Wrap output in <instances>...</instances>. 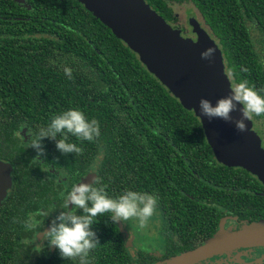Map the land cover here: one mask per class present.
<instances>
[{
    "label": "trees",
    "instance_id": "trees-1",
    "mask_svg": "<svg viewBox=\"0 0 264 264\" xmlns=\"http://www.w3.org/2000/svg\"><path fill=\"white\" fill-rule=\"evenodd\" d=\"M23 1L0 0L2 135L26 132L32 143L53 114L75 107L98 121L100 136L83 141L69 135L79 153L61 154L54 140L44 138L38 155L30 144L26 158L14 157L19 190L22 168L28 169V189L44 192L48 206L60 189L61 170L75 176L73 182L94 171V186L113 197L125 188L181 191L188 178L211 172L214 158L199 120L106 26L76 0ZM145 1L171 25L177 5L196 12L222 51L232 85L245 80L264 95V0ZM65 66L72 68L71 79ZM251 118L262 121L264 114ZM20 142L15 138L14 149ZM219 167L221 190L233 192L225 185L227 168ZM38 198L31 196L36 207ZM108 216L94 219L95 255L121 249L114 244L121 234Z\"/></svg>",
    "mask_w": 264,
    "mask_h": 264
},
{
    "label": "flooded vegetation",
    "instance_id": "flooded-vegetation-1",
    "mask_svg": "<svg viewBox=\"0 0 264 264\" xmlns=\"http://www.w3.org/2000/svg\"><path fill=\"white\" fill-rule=\"evenodd\" d=\"M172 26L179 29L184 37H189L186 30L175 22ZM251 120L264 147V119ZM0 132V162L11 168V186L0 202V264H80L78 257H61L55 248L48 246V238L42 239V235L47 231L49 221L60 211L72 184L95 174L94 171H88L74 182L72 179L75 176L63 170L59 171L62 173L57 172L56 183L60 189L53 193L54 201L48 206L44 192L36 193L28 189V169L22 168L23 190L15 186L16 175L19 177L20 172H15L14 157L23 153L26 158L31 144L30 135L11 131L12 135L5 137ZM15 138L21 141L18 149H14ZM211 163V172L197 176V181L188 178L184 190L152 192L158 200L152 217L147 221V237H137L136 231L132 232L126 224L117 221L121 239L114 244L121 245L120 251L110 253L109 257L106 254L95 255L92 249L86 257V264H160L203 245L220 228L236 230L246 222L264 220V184L244 169L226 167L229 179L225 185L232 187L233 192L222 191V181L217 175L222 165L215 158ZM34 195H39L37 207L33 205L35 200L31 199ZM76 211L79 214V210ZM29 224L33 227H28ZM119 224L126 235L119 229ZM197 264H264V248L216 254Z\"/></svg>",
    "mask_w": 264,
    "mask_h": 264
},
{
    "label": "water",
    "instance_id": "water-1",
    "mask_svg": "<svg viewBox=\"0 0 264 264\" xmlns=\"http://www.w3.org/2000/svg\"><path fill=\"white\" fill-rule=\"evenodd\" d=\"M76 1L136 54L146 70L184 109L193 113L218 164L244 169L264 184V147L251 118L245 120L246 128L239 132L230 121L200 117L199 100L206 98L214 104L229 94L232 83L219 45L199 20L188 18L194 38L184 37L145 0ZM208 48L213 49V55L202 59L201 52ZM231 116L241 118L239 106ZM10 169L0 162V202L11 186ZM93 180L95 174L82 181ZM119 229L126 235L120 224ZM259 247L264 248V220L246 222L236 230L220 228L203 245L160 264H197L216 254Z\"/></svg>",
    "mask_w": 264,
    "mask_h": 264
},
{
    "label": "clouds",
    "instance_id": "clouds-1",
    "mask_svg": "<svg viewBox=\"0 0 264 264\" xmlns=\"http://www.w3.org/2000/svg\"><path fill=\"white\" fill-rule=\"evenodd\" d=\"M200 55L202 59H210L213 49H205ZM63 71L71 79L72 68L65 66ZM238 106L241 118L234 119L231 113ZM198 107L200 117L230 121L237 131L243 132L246 128L245 120L253 115L264 114V95H260L247 81L240 80L229 88L228 95L218 98L214 104L201 98ZM69 135L78 140L93 141L100 136L99 123L94 118H86L79 108L69 107L53 114L46 125L38 129L31 147L38 155L43 153L42 140L48 138L55 141V148L61 154L79 153L81 148L69 140ZM157 200V196L148 191L125 188L113 197L103 186H94L92 182L74 183L65 194L60 211L49 221L42 239L47 237L48 246L55 248L61 257H78L80 264H86L88 253L98 243L96 232L92 228L95 218L108 213L107 218L113 224L135 218L139 226L143 227L152 217ZM76 210H79V214ZM27 226L33 227L31 224Z\"/></svg>",
    "mask_w": 264,
    "mask_h": 264
},
{
    "label": "rangeland",
    "instance_id": "rangeland-1",
    "mask_svg": "<svg viewBox=\"0 0 264 264\" xmlns=\"http://www.w3.org/2000/svg\"><path fill=\"white\" fill-rule=\"evenodd\" d=\"M175 12L174 14L177 16L178 21L175 22L179 27H181L182 29L186 30V33L188 34L189 37L193 38V34L190 32V27L187 24V19L189 17H195L197 20L201 21L200 16L195 12V13H191L190 10L188 9V6L186 5H177L174 8ZM202 23V21H201ZM251 32L253 33V37L256 39L257 36L254 33V30L251 29ZM258 46V45H257ZM259 47V46H258ZM135 218H130L127 221H124L123 223L127 225L128 228H130V230L132 232L136 231V236L139 237L144 236L147 237L149 235L148 232V226H147V222L145 223V225L143 227L139 226V224L137 223V221L134 223Z\"/></svg>",
    "mask_w": 264,
    "mask_h": 264
}]
</instances>
